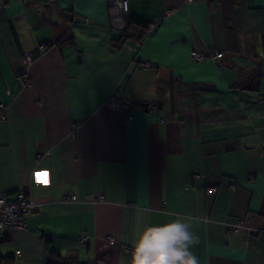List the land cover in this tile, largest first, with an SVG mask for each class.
Segmentation results:
<instances>
[{"label":"crops","instance_id":"1","mask_svg":"<svg viewBox=\"0 0 264 264\" xmlns=\"http://www.w3.org/2000/svg\"><path fill=\"white\" fill-rule=\"evenodd\" d=\"M127 1L114 49L109 0H0V190L35 204L0 254L130 264L137 223L180 215L201 264H264V0Z\"/></svg>","mask_w":264,"mask_h":264},{"label":"clouds","instance_id":"2","mask_svg":"<svg viewBox=\"0 0 264 264\" xmlns=\"http://www.w3.org/2000/svg\"><path fill=\"white\" fill-rule=\"evenodd\" d=\"M191 219L177 215L164 224L137 223L130 264H201L193 251L199 236L192 231Z\"/></svg>","mask_w":264,"mask_h":264},{"label":"built area","instance_id":"3","mask_svg":"<svg viewBox=\"0 0 264 264\" xmlns=\"http://www.w3.org/2000/svg\"><path fill=\"white\" fill-rule=\"evenodd\" d=\"M190 1V0H188ZM108 12L110 16L111 25L114 29L118 31H122L126 20L128 18V1L127 0H109ZM148 30L154 28V23H148ZM39 51L45 50L44 45L38 46ZM221 56V53H210L208 55H204L202 53L196 51H190L189 57L195 61H202L205 58H210L212 60L218 59ZM21 62L24 68L31 62V55L29 52L23 53L21 57ZM146 67V63L142 64ZM21 80L23 81L25 86H30L27 75L22 74ZM10 96L11 94L8 93ZM106 105L110 107H120V103L115 96H111L107 99ZM5 117V105L0 103V119H4ZM262 155L264 156V150L262 151ZM209 193L215 191L214 187H210L207 189ZM29 188L26 187L24 189H20L14 192L12 196L7 195L3 191L0 190V235L7 233L11 229H21L24 227V221L27 215H29L35 207L34 202L32 201L29 193ZM65 199L73 200L75 198L74 195H65ZM102 196H98L97 199H102ZM242 221H238L237 224L232 227V230L237 226L241 225ZM84 236H81V241H83ZM109 241H112V237H108ZM129 252L132 251V248L127 249ZM19 251L16 250L15 253ZM4 264V263H0Z\"/></svg>","mask_w":264,"mask_h":264},{"label":"trees","instance_id":"4","mask_svg":"<svg viewBox=\"0 0 264 264\" xmlns=\"http://www.w3.org/2000/svg\"><path fill=\"white\" fill-rule=\"evenodd\" d=\"M142 34L143 31L139 30L136 39H139ZM130 37L131 33L128 30V25L125 23V26L121 31L120 36L115 40H110L109 44L114 49H120ZM0 263L10 264L11 261L6 256H2L0 254ZM47 264H81V262L79 261L77 253L74 251L61 253L54 250H50Z\"/></svg>","mask_w":264,"mask_h":264}]
</instances>
